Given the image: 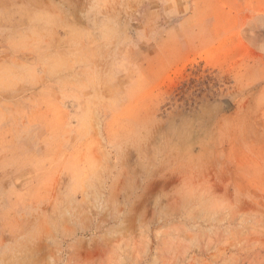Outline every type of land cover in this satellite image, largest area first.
Returning a JSON list of instances; mask_svg holds the SVG:
<instances>
[{"label":"rangeland","instance_id":"1","mask_svg":"<svg viewBox=\"0 0 264 264\" xmlns=\"http://www.w3.org/2000/svg\"><path fill=\"white\" fill-rule=\"evenodd\" d=\"M0 264H264V0H0Z\"/></svg>","mask_w":264,"mask_h":264}]
</instances>
